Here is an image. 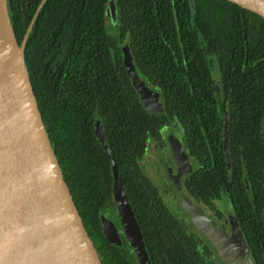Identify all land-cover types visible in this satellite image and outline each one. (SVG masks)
I'll return each instance as SVG.
<instances>
[{"label":"trees","instance_id":"obj_1","mask_svg":"<svg viewBox=\"0 0 264 264\" xmlns=\"http://www.w3.org/2000/svg\"><path fill=\"white\" fill-rule=\"evenodd\" d=\"M110 1L7 0L19 44L29 28L24 60L33 93L99 259L139 264L124 237L114 245L102 234L100 216L115 208L114 163L150 264H222L139 167L147 140L177 125L194 161L186 194L210 210L226 195L251 258L264 264V18L227 0H113L112 33ZM123 44L140 79L158 93L161 111L142 105ZM97 122L109 153L96 137Z\"/></svg>","mask_w":264,"mask_h":264},{"label":"water","instance_id":"obj_2","mask_svg":"<svg viewBox=\"0 0 264 264\" xmlns=\"http://www.w3.org/2000/svg\"><path fill=\"white\" fill-rule=\"evenodd\" d=\"M227 1L264 18V0ZM106 14L115 19L113 0ZM28 31L29 28L19 44L8 16L7 0H0V264H102L44 128L24 60ZM123 63L142 105L149 111H161L158 93L140 79L128 47L123 48ZM95 134L109 153L98 122ZM168 140L179 163L177 173L171 176L179 188V174L191 172L192 165L179 140L172 135ZM227 144L225 126L223 149L228 164ZM112 173V196L120 231L139 264H150L114 163ZM181 207L225 264H256L234 218L227 233L224 225L216 226L187 196L181 197ZM100 220L106 241L121 244L114 223L104 216Z\"/></svg>","mask_w":264,"mask_h":264},{"label":"rangeland","instance_id":"obj_3","mask_svg":"<svg viewBox=\"0 0 264 264\" xmlns=\"http://www.w3.org/2000/svg\"><path fill=\"white\" fill-rule=\"evenodd\" d=\"M114 20L112 22L107 19L108 24H113L111 30L112 33H115L116 29ZM122 46L125 47L124 44ZM211 68L212 71L215 72V64H211ZM180 134V127H178L177 125H169L161 129L159 140H147L144 153L139 161V167L146 179L157 188L161 200L164 202L166 207H168L170 212L175 214L185 224V226L189 228V230L198 233L194 225L192 224L189 215L181 207L179 201L180 197L175 191L173 183L167 176L168 167L173 168L174 164L171 163L172 156L169 148L170 144H167L166 139L169 135H172L176 139H178ZM190 163L192 164V166L194 165L193 160H191ZM203 210L205 212V215L208 216L212 221H214L216 225H225L226 230L230 231L229 221L234 217L231 204L226 195H222L215 200L214 210H210L209 208H203ZM217 212L221 213V217L217 215ZM102 215L109 220L116 221V208L105 209L103 210ZM128 246H130L129 243ZM215 259L216 261H218L217 257H215ZM220 262L222 264H225V262H223L222 260H220Z\"/></svg>","mask_w":264,"mask_h":264},{"label":"flooded vegetation","instance_id":"obj_4","mask_svg":"<svg viewBox=\"0 0 264 264\" xmlns=\"http://www.w3.org/2000/svg\"><path fill=\"white\" fill-rule=\"evenodd\" d=\"M161 133V132H160ZM167 144L169 145V142H168V137H167ZM179 140V139H178ZM179 142H180V140H179ZM182 145V144H181ZM183 147V146H182ZM169 148H170V145H169ZM184 149V148H183ZM170 151H171V148H170ZM171 156H172V164H174V166H173V168H169L168 167V169H167V176H168V178L171 180V182L173 183V185H174V189H175V191L178 193V195H179V197H180V205H181V197L182 196H187L189 199H190V201H191V203H193V204H195V205H198V206H200L201 208H202V210H203V208H205L204 206H202V205H200V204H198V203H196V202H194L190 197H189V195H187L186 194V190H185V188H184V180H185V176L186 175H188L189 173H180L179 174V177H178V180H179V188H177V186H176V184L173 182V180H172V178H171V176L172 175H174V174H176L177 173V170H178V162L174 159V157H173V155H172V152H171ZM189 159V158H188ZM178 163V164H177ZM192 165V164H191ZM204 211V210H203ZM205 213V212H204ZM263 214H264V206H263ZM101 216H103V215H101ZM113 223H114V225L117 227V229H118V233H119V237H120V239H121V241L123 240V238L122 237H124L125 238V236L123 235V233L120 231V226H119V222H118V219H116V221L114 220H111ZM230 222V221H229ZM236 223H237V226H238V228L240 229V231H241V233H242V237H243V232H242V223H239L238 222V220H236ZM216 225V224H215ZM216 226H218V225H216ZM225 226V225H224ZM226 229V228H225ZM227 231V233H229L230 231H228V230H226ZM126 239V238H125ZM243 239H244V237H243ZM127 240V239H126ZM245 240V239H244ZM128 242V241H127ZM246 242V241H245ZM131 247V246H130ZM132 248V247H131ZM132 251H133V249H132ZM134 252V251H133ZM249 254H250V251H249ZM250 258H251V256H250ZM252 259V258H251ZM253 260V259H252Z\"/></svg>","mask_w":264,"mask_h":264}]
</instances>
